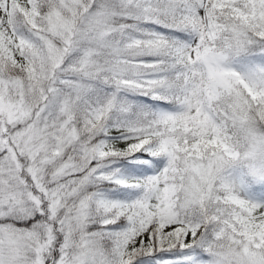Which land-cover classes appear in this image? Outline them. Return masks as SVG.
<instances>
[{
  "label": "snow or ice",
  "instance_id": "obj_1",
  "mask_svg": "<svg viewBox=\"0 0 264 264\" xmlns=\"http://www.w3.org/2000/svg\"><path fill=\"white\" fill-rule=\"evenodd\" d=\"M0 264H264V0H0Z\"/></svg>",
  "mask_w": 264,
  "mask_h": 264
}]
</instances>
